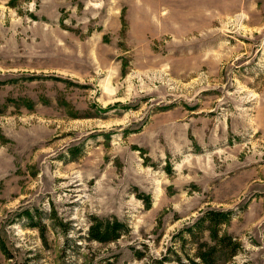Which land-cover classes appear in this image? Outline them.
<instances>
[{
    "label": "rangeland",
    "instance_id": "374dc122",
    "mask_svg": "<svg viewBox=\"0 0 264 264\" xmlns=\"http://www.w3.org/2000/svg\"><path fill=\"white\" fill-rule=\"evenodd\" d=\"M209 209L264 264V0H0V264H150Z\"/></svg>",
    "mask_w": 264,
    "mask_h": 264
},
{
    "label": "trees",
    "instance_id": "16d2710c",
    "mask_svg": "<svg viewBox=\"0 0 264 264\" xmlns=\"http://www.w3.org/2000/svg\"><path fill=\"white\" fill-rule=\"evenodd\" d=\"M232 218L231 211H204L192 224L174 234L160 259H154L150 264H230L241 250L237 240L222 231ZM31 226L38 227L36 223ZM39 230L44 238V229ZM127 230L128 226L121 222L94 218L88 236L94 242L106 244L118 240ZM0 251L7 259H12L2 238ZM105 264L112 263L107 261Z\"/></svg>",
    "mask_w": 264,
    "mask_h": 264
}]
</instances>
